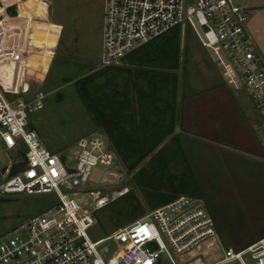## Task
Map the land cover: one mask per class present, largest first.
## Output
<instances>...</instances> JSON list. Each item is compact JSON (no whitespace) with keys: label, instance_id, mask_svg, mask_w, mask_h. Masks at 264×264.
I'll return each mask as SVG.
<instances>
[{"label":"rangeland","instance_id":"rangeland-1","mask_svg":"<svg viewBox=\"0 0 264 264\" xmlns=\"http://www.w3.org/2000/svg\"><path fill=\"white\" fill-rule=\"evenodd\" d=\"M17 1L21 3L5 6L7 14L13 12L16 18L12 23L8 21L14 26L10 29L13 34L6 37L0 34V42L3 40L4 43V48L0 44V63L1 60L4 62V59L13 57L10 50L18 49L22 53L17 59L16 67L20 64L25 65V73L23 72L25 76L23 77L28 80L24 84L23 78V88L18 95L4 92V96L8 101L15 103L32 98L37 91L45 94L43 108L28 115L27 128L35 131L41 145L51 154L67 157L70 160L69 165L73 166V156L77 151L76 142L79 138L91 135L104 137L79 98L73 84L77 79L94 72L93 70L87 71L97 68L100 63L103 0H32L31 3L24 5L22 14L20 6L29 0ZM9 2L13 3V0ZM235 2L246 8L250 14L246 28L254 39L256 51L264 65V0H235ZM32 5L35 7L43 5V10L41 9L43 13L46 8L47 19L43 22H49V34L51 25L59 28L57 36H49L46 33L36 36V33L29 31V24L34 21L41 22L39 20L44 15L42 13L37 18H31V14H35L31 13L34 7ZM12 39L16 41L12 42ZM182 42L183 52L176 73L180 86L177 91V102L182 107L181 112L184 117L175 126L173 135L180 134L186 137L184 145L191 166V177L189 178L183 164H176L172 171L176 173L174 174L177 177L175 183L145 185L143 192L134 187L132 178L135 172L146 164L151 155L161 148L168 138L132 172L128 171L117 159L119 163L115 169L121 168L123 174L119 182L105 187L101 186L100 181L112 171V168L97 165L92 168L88 184L82 189L67 190L61 187V190L81 209L90 211L89 191L112 192L124 186H130V193L141 203L144 215L152 210L143 202L142 193L153 195L152 193L156 192L158 198L181 193L178 185L181 171L189 180L198 181L203 194L201 200L215 220L218 230L213 245L207 243L201 245L199 249L193 250L182 258L187 261L190 257L200 263L211 264L222 259L227 248H243L251 243L250 240L257 239L264 234V128L256 125V130L260 133L262 140L261 147L252 142L249 134L243 135L233 130L225 135L216 130L215 121L220 116L214 114L220 112L213 111L212 108L215 105L211 107V104H215L212 103L216 102L214 98L220 100L221 105L224 104L221 98L223 94L226 95L224 89L228 88L227 84L220 71H217L218 68L215 67L211 53L201 46L197 35L188 25L183 29ZM65 61L69 66L68 71L61 69L60 62L62 64ZM5 64L7 63L4 62ZM4 65L0 67V72L5 75L4 70H7L8 65L7 68ZM59 71L62 75L65 74L67 81L73 80L67 83L61 82ZM77 73L80 76L75 78ZM109 74L113 76V72ZM109 74L104 76L105 80ZM101 81L104 80L101 79ZM118 81L121 82V78ZM142 86L145 87L144 84ZM216 87L224 89L214 96H205L206 92L213 91ZM121 88L122 85L119 83L118 89ZM236 100L252 117L251 112H254L252 103L247 101L243 94L239 95ZM210 137L217 139L219 144L206 140ZM239 148L247 149L253 153L251 156L256 154L261 157V161L255 159L256 156L254 158L248 157L249 155L239 156ZM14 152H5L0 141V157L2 158L0 168L6 161V154L12 157ZM19 152L23 153L22 147H19ZM115 169L114 172H116ZM187 189L190 192L194 190V186ZM46 197L24 194L0 195V239L18 230L21 225H26L32 215L43 213L49 208L50 202ZM126 200V196L122 197L93 214L94 224L87 231L91 240L102 239L118 228L133 222L120 214V207ZM77 214L79 215L80 212L78 211ZM121 248L122 245L119 242L111 240L101 244L98 252L103 260H107L117 255ZM180 257V255H175L177 260ZM160 264H169L165 255H161ZM247 264H253V262L247 261Z\"/></svg>","mask_w":264,"mask_h":264},{"label":"built area","instance_id":"built-area-1","mask_svg":"<svg viewBox=\"0 0 264 264\" xmlns=\"http://www.w3.org/2000/svg\"><path fill=\"white\" fill-rule=\"evenodd\" d=\"M249 16L235 0H103L97 70L120 66L139 47L175 27L182 30L188 25L211 53L228 89L252 103L264 128V65L246 28ZM19 71L20 65L14 75L0 72V141L5 152L15 151L12 157L6 154L0 168V195H43L50 206L0 239V264H160L161 255L169 264H203L182 258L201 245L215 243V221L198 198L178 196L102 239L89 238L93 214L127 195L131 188L89 191L90 211L67 197L61 187L82 189L97 165L112 168L101 186L116 183L115 175L121 181L123 174L113 171L118 158L101 135L77 140L73 166L67 157L62 161V155L45 149L35 131L27 128L28 115L43 108L45 94L37 91L32 98L15 103L4 96V92L19 94ZM111 240L122 248L103 260L98 247ZM247 261L264 264V236L240 249L227 248L224 257L211 264Z\"/></svg>","mask_w":264,"mask_h":264},{"label":"trees","instance_id":"trees-1","mask_svg":"<svg viewBox=\"0 0 264 264\" xmlns=\"http://www.w3.org/2000/svg\"><path fill=\"white\" fill-rule=\"evenodd\" d=\"M10 15L15 14L11 12ZM181 35V28L175 27L128 55L122 62L123 66L96 70L73 83L92 120L108 137L121 164L128 171H134L169 138L133 175L134 187L141 192L145 185L175 183L177 177L172 171L176 164H183L191 177L184 137L173 135L180 118V105L177 102L180 86L176 71L183 52ZM60 65L62 70H69L66 61L60 62ZM110 72H113V76H110ZM78 74L75 78L80 76ZM106 74L109 75L105 80ZM64 75L61 73V82L73 80L67 81ZM27 80L24 78V84ZM119 83L122 85L120 90ZM15 171L13 168L12 173ZM179 174L181 193L160 199L156 192L153 195L142 193L143 202L150 210L173 201L179 195L203 198L198 181L189 180L181 171ZM192 186L194 190L188 192L187 188ZM129 193L125 195L127 200L120 207V214L132 222L144 212L141 203Z\"/></svg>","mask_w":264,"mask_h":264},{"label":"crops","instance_id":"crops-1","mask_svg":"<svg viewBox=\"0 0 264 264\" xmlns=\"http://www.w3.org/2000/svg\"><path fill=\"white\" fill-rule=\"evenodd\" d=\"M12 1V0H11ZM31 1L32 0H29L28 2H26V3H24V4H22L21 6H20V13L22 14L23 13V9H24V5L25 4H27V3H31ZM42 1V0H41ZM38 2H40V1H38ZM6 3V4H5ZM9 3V4H8ZM15 3H17V4H20L21 3V1H19V3H18V1L16 2V0H13V3H10L9 2V0H0V34H3V36H7V35H12L13 33L10 31V29H12V27H14V26H12V24H9V22L10 23H12V22H14V20H15V18H16V15H14V16H11L10 15V13H9V15L7 14V11H6V8H5V6L6 5H11V4H15ZM42 4H43V2H42ZM34 5H32V7H33ZM42 7V8H41ZM43 5L42 6H40V7H33V10L31 11V13H35V14H31V18L32 17H35V18H37L38 17V15L40 16V15H42V13H43V11H41V9L43 10ZM44 15L40 18L41 20H39V21H41V22H31L30 24H29V31L30 32H32L33 34H37L36 36H38V35H40V34H42V33H46V34H49V22L47 23V21L46 22H43L45 19H47V10H46V8H44ZM30 18V17H29ZM9 21V22H8ZM102 22H103V20H102ZM8 26V27H7ZM21 28V27H20ZM18 29V28H17ZM14 30V29H13ZM58 31H59V28H57V27H54L53 25H51L50 26V34H49V36L50 35H52V36H57L58 35ZM35 36V35H34ZM49 38V37H48ZM51 38V37H50ZM38 38H36V40H37ZM52 40H54V38H51ZM102 40V39H101ZM16 40H14V39H12V42H15ZM34 41V40H33ZM5 42V41H4ZM11 42V41H10ZM36 42V41H35ZM45 42H47V39H45ZM0 44L1 45H3V48H4V43H3V40H1V42H0ZM50 44H52V41L50 40ZM6 47V46H5ZM36 48H39V47H37L36 46ZM100 49H101V46H100ZM36 50H38V49H36ZM9 52V51H8ZM13 53V57H9V58H7V59H4V62H6L7 64H5L4 65V63L2 62V60H1V64L2 65H4V66H6V68H7V65H8V68H7V70H6V72H12L13 73V75H14V71H15V69L19 66H17L16 67V65H17V59H18V57L20 56V54L22 53V52H20L18 49H12V50H10V53ZM46 54H48V51L46 50ZM50 54V53H49ZM19 64V63H18ZM123 64V63H122ZM21 65V64H20ZM216 67V66H215ZM214 67V68H215ZM217 69V68H216ZM91 70H93V71H96L97 70V68H92V69H90L89 71H87V72H91ZM5 71V70H4ZM25 71V65L23 66V72ZM218 71V70H217ZM219 72V71H218ZM25 73V72H24ZM24 73H22V79H21V82H20V87H19V89H22V85H23V75L25 76V74ZM221 89H224V88H220V87H216L215 89H213V91H210V92H206V94H205V96H208V95H210V96H214V95H216L218 92H220V90ZM226 92H225V94L226 95H224L223 93H220V94H223V98H221L222 99V103H224L223 105H221V103L219 102L220 100H218V99H216V98H214L213 100L214 101H216V102H212V103H215V104H211V107L213 106V105H215V107H213L212 108V110L213 111H219L220 113H216V114H214V115H218V116H220V118H218L217 117V119H216V121H215V127H216V130L217 131H221L222 133H227V132H229V131H233V130H237V132L238 133H243V135H245V134H249L250 136H251V138H252V142L255 144H257V145H259V147H261V142H262V140H261V137H260V133H258L257 132V130H256V125L259 127V128H262L263 129V127H262V122H261V119H260V116L258 115V114H256V113H252L251 112V115H252V117L248 114V111L247 110H245V109H243L244 107H241V103L240 102H238L237 100H236V98H238L237 96H234L233 94H232V92L230 91V89H228V88H226V89H224ZM179 109H180V120H178V122L180 123L181 122V120H182V118L184 117V114L181 112V106L180 107H178ZM125 125H127V123L125 124ZM99 130H101V133H103L104 134V137L108 140V142H109V145H110V148L113 150V152L116 154V156H117V158H118V161H120V159H119V157H118V155H117V153H116V151H115V149H114V147H113V145H112V143L109 141V139H108V137L105 135V133L102 131V129H99ZM259 131V130H258ZM226 135V134H225ZM184 138H186V137H184ZM188 139V138H187ZM206 140H211V142L212 143H214V144H217L216 142H218V144H219V141L217 140V139H215V138H213V137H210V138H207ZM239 151V156H243V155H245V156H247V155H249L248 157H253L254 158V156H256L255 157V159L257 158V159H259L260 161H261V157H258L256 154L254 155V156H251L253 153H251L250 151H248L247 149H243V148H239L238 149ZM235 153V152H234ZM238 155V154H237ZM147 159V158H146ZM145 160V159H144ZM143 160V161H144ZM149 160V159H148ZM147 160V161H148ZM142 161V162H143ZM121 163V162H120ZM215 221V220H214ZM218 228V227H217ZM219 229V228H218ZM218 231V230H217ZM263 236H264V234H263ZM263 236H261V237H263ZM261 237H259V238H261ZM259 238H257V239H259ZM257 239H254V240H250L251 242H254V241H256Z\"/></svg>","mask_w":264,"mask_h":264},{"label":"water","instance_id":"water-1","mask_svg":"<svg viewBox=\"0 0 264 264\" xmlns=\"http://www.w3.org/2000/svg\"><path fill=\"white\" fill-rule=\"evenodd\" d=\"M181 48H182V39H183V29L181 30ZM22 73H23V64H21L20 65V71H19V78H18V87H20V82H21V79H22ZM61 160L63 161L64 160V156H61ZM115 171H116V173H118V174H121L122 173V169L121 168H119V167H117L116 169H115ZM119 179H120V176H118V175H115V180H114V182H117V181H119Z\"/></svg>","mask_w":264,"mask_h":264}]
</instances>
